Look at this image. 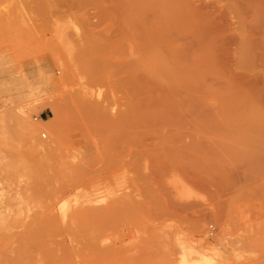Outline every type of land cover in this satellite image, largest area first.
Listing matches in <instances>:
<instances>
[{"label": "rangeland", "instance_id": "obj_1", "mask_svg": "<svg viewBox=\"0 0 264 264\" xmlns=\"http://www.w3.org/2000/svg\"><path fill=\"white\" fill-rule=\"evenodd\" d=\"M151 31L173 37L199 88L183 91L185 162L149 156L137 172L123 145L134 128L109 123L137 107L140 86L144 100H172L143 71ZM221 94L239 97L232 110ZM254 111L264 0H0V264H264ZM179 134L168 136L182 147Z\"/></svg>", "mask_w": 264, "mask_h": 264}, {"label": "bare ground", "instance_id": "obj_2", "mask_svg": "<svg viewBox=\"0 0 264 264\" xmlns=\"http://www.w3.org/2000/svg\"><path fill=\"white\" fill-rule=\"evenodd\" d=\"M136 15H138V13ZM129 18H132V16H129ZM135 18H137V17H133V19H131V20H133V22H134V21H136ZM138 20H140V19L138 18ZM162 20H165V19H162ZM169 20L171 22V18ZM131 23L128 22V24H130V27L133 26ZM133 24H135V23H133ZM161 32H163V31H161ZM142 39H144V41H148L141 46L146 51V52L144 51L143 53L149 55V57H147L146 60H144L145 59L144 58L143 59L144 61L143 60L141 61L142 63L146 62L145 65L143 66V71L147 72L155 80H156V78L161 76L162 80H160V81L158 80V81L160 83L166 85L171 90L172 96H173L171 98L172 100L169 99V100H171L170 102L168 100H166L165 102L168 101L167 102L168 104L163 102V104H161V105H158V103L156 101L157 100L156 97H153L156 99L155 101H153V99H151V98H149V99L146 98V100H144V99H142L141 95L145 93V87L140 86L139 88H136V87H138V85H137L136 87H134L137 90L139 89V92H138L139 99L137 98L138 99L137 107L133 108L132 111L126 113L125 116L122 117V119H119L118 121L116 120V122L112 119L111 120L109 119L110 121H103L104 124H105V122H111V121L117 123V124H115V123L110 124L109 123V126H111V125L113 126V124H114L116 126L118 125V127L121 126V128H125V129L126 128H134V132H135L133 134L134 137L136 136V133H138V131H139L140 135L138 138L131 137V138L127 139L126 142L123 143V145H126L128 143L129 155L131 156V159H133L132 169L137 171V172L142 171V169L138 166L140 164V162L142 160H146V158L149 156H153L154 158H157L160 160L165 159V160H167L165 162L171 163V164H172V161H169L170 159L173 160L174 162L176 161V163L180 162L183 164V162H185V156L186 155H185L184 138L186 135L185 127L187 125L186 118H187L188 112H187V110H185L186 103H185V100L183 99V91H186L187 89L188 90L193 89L192 91L194 92V91H196V88H199V86L198 87L196 86L197 85L196 80H198V76L197 77L193 76L194 78L193 77L189 78L190 76L187 77L186 74L184 75V73H183L184 70H182L180 66L178 68V66L175 62V59L178 55L177 53L180 52V49L178 50V48H176L175 52H172L169 49V47L171 46V41L173 39L172 36L164 35L162 33L157 34L156 32L152 33V31H151V33L146 34V36L143 37ZM140 47H137V48L139 49ZM163 49H165L166 51L163 52ZM181 49H183V48H181ZM172 53L175 55H173ZM135 66H137V65H135ZM135 66H132V67H135ZM139 68H141V67L139 66ZM178 69H179V73L177 72ZM140 70H142V69H140ZM199 79H200V77H199ZM133 81L135 83V80H133ZM133 81H131V83ZM136 82H137V84L139 83L138 81H136ZM193 82L195 83V86H196L195 88L192 85ZM125 89H128V88H125ZM209 89L212 90L213 88H209ZM206 92H208V91H206ZM194 93L192 96H194ZM198 93H199V91H198ZM210 94H212V93H210ZM218 94H220V93H218ZM227 94L228 93H225L226 96H227ZM225 95L222 96V94H221L222 98H224V97L227 98ZM229 95L235 97V95H231V94H229ZM199 96H200V94H199ZM232 98L228 97L227 99H224L225 100L224 103H225V105H227L226 110H228V111L232 110L231 106L234 105V104H232L233 101L234 100L236 101L239 97L234 98V99H232ZM200 101H198V102H200ZM204 102H207V101H204ZM85 103L91 109H97V107H98L97 104H95L93 102L91 103V102L85 101ZM155 103H157V104H155ZM169 103L172 105H169ZM200 104L198 103V105H200ZM220 106H222L221 103H220ZM248 110L250 111V109H248ZM257 110L258 109H256L255 111H257ZM255 111L253 112V115L250 114V115H252L250 117H255V116L257 117L258 115H261V114H258V115L255 114V113H260L261 111H259V112H255ZM249 113H251V112H249ZM261 113L264 116V114H263L264 112H261ZM254 114H255V116H254ZM92 115L93 114H91V116ZM101 115H103L102 117L106 118V116H105L106 114L105 115L101 114ZM242 117H244V116H242ZM86 118H89V117H86ZM258 118H261V117L258 116ZM106 119H108V118H106ZM106 119H104V120H106ZM254 120H255V118H254ZM208 121H211L210 117H209V120L205 119L204 122L208 123L205 125H207L209 127H210V125L215 126L212 123L214 121H211V122H208ZM201 123H202L201 125H203L202 128L205 127V128L210 129L209 127H206L204 125L203 121ZM216 123H218V121H216ZM237 123H239V122L237 121ZM245 123H248V122H245ZM247 125L249 126V124H247ZM109 126L103 127V128L107 129V128H109ZM114 127L112 129H114ZM215 127H217V126H215ZM220 127H222V126H220ZM205 128H204V130H205ZM177 129H178V132L180 133L178 141H179V143L182 144V147H177L178 145L175 144L174 138L168 136L170 132L177 130ZM128 130H130V129H128ZM108 131H109V129H108ZM129 133H131V132H129ZM240 133H242V132H240ZM240 133H238V134H240ZM148 138L152 142V143L150 142V145H151L150 147H152V149L142 150L143 147L147 146L146 144H144L145 142L143 140L144 139L146 140ZM254 138H255V136H254ZM119 139H120V137H119ZM248 139H250V138H248ZM250 140H252V139H250ZM156 142H158V143H156ZM115 144H117V143H115ZM162 144H163V146H162ZM144 145H146V146H144ZM160 145H161V147H160ZM243 145H245V144H243ZM120 148H122V147H120ZM242 148H244V147H242ZM120 151H122V150H120ZM119 154H117V155H119ZM248 154H250V153H248ZM171 164H169V165H171ZM165 171H169V169L161 171L159 173L162 174V173H165ZM90 217H92V215Z\"/></svg>", "mask_w": 264, "mask_h": 264}]
</instances>
